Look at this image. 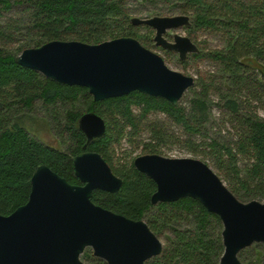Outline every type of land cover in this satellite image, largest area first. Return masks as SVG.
Instances as JSON below:
<instances>
[{
	"label": "trees",
	"instance_id": "obj_1",
	"mask_svg": "<svg viewBox=\"0 0 264 264\" xmlns=\"http://www.w3.org/2000/svg\"><path fill=\"white\" fill-rule=\"evenodd\" d=\"M177 1L182 2L181 13L191 14L188 31L210 29L220 32L225 40L223 48L204 54L199 48L198 53L188 56L208 57L217 73L194 81L189 88L188 110L138 91L96 102L86 87L62 84L17 64L16 57L23 49L51 40L91 44L123 36L139 40L140 27L152 34L150 27L131 23L125 0H0V9L19 4L29 11L28 24L23 26L29 32L27 38L14 42L12 37L21 26H0V214L8 215L28 201L31 178L40 164L80 184L73 158L83 151L86 137L78 128V120L94 111L105 118L107 130L88 149L99 152L123 184L118 193L95 190L92 200L131 219H143L157 236L169 227L173 238L145 264H218L223 252L220 231L215 232L216 226L221 227L218 216L189 197L151 204L155 183L134 168V159H116V150L123 141L134 143L144 129L148 131L147 140L140 139L144 154H161L170 135L162 123L147 119L149 113L161 112L188 133L184 146L194 153L202 151L200 154L210 160L216 174L239 200H264V116L258 114L264 111V0ZM149 35L140 42L144 47ZM15 43L17 46H11ZM212 86L219 90L216 103L226 109L232 140L200 142L193 138L208 117ZM39 99L50 113L59 146L33 136L22 116H17L20 111H32ZM239 159L245 163L240 165ZM189 219L191 227H173V223ZM96 262L107 264L100 258ZM257 262L262 264L259 258Z\"/></svg>",
	"mask_w": 264,
	"mask_h": 264
},
{
	"label": "water",
	"instance_id": "obj_2",
	"mask_svg": "<svg viewBox=\"0 0 264 264\" xmlns=\"http://www.w3.org/2000/svg\"><path fill=\"white\" fill-rule=\"evenodd\" d=\"M134 26L153 29L154 44L177 53L183 61L199 47L188 36L167 30L190 26L187 15L133 17ZM17 64L62 84L86 87L98 102L131 92L161 97L175 105L193 86L194 77L169 68L163 58L136 38L123 36L100 43L51 40L28 47ZM78 128L84 151L73 158V184L46 164L31 178L28 201L8 215L0 214V264H86L87 248L107 264H145L163 244L143 219H131L96 204L95 190L118 193L123 179L96 151H87L107 130L105 118L84 113ZM134 168L153 180V205L189 197L218 216L223 252L218 264H242L238 254L253 243H264V200L240 201L216 172L194 157L145 153L134 157Z\"/></svg>",
	"mask_w": 264,
	"mask_h": 264
},
{
	"label": "rangeland",
	"instance_id": "obj_3",
	"mask_svg": "<svg viewBox=\"0 0 264 264\" xmlns=\"http://www.w3.org/2000/svg\"><path fill=\"white\" fill-rule=\"evenodd\" d=\"M181 4L182 2L177 0H125V5L131 15V18L175 15L181 13ZM28 13L29 11H25L24 6L19 4H13L9 9H0V26H21V30L17 32L15 31L14 37H12L14 42L21 38L25 39L28 37L29 32L23 27L25 26L24 24H28ZM150 29L152 31V34L150 35L144 27L137 29V34H139L141 37L138 41H143V36L146 34L149 35L150 37L147 40L146 47L159 54L169 68L180 71L186 75H191L195 80L200 76L205 78L208 75H217L215 63L206 56L189 57L181 61L179 60L177 53L173 51H160L153 47L154 41L152 40V37L154 31L152 28ZM174 32L189 36L194 42L198 44L201 53L203 54L215 49L223 48L225 45L223 35L220 32L210 29H193L189 32L184 29L172 30L167 33V38L171 40V33ZM17 44L18 43H15L11 46L15 47ZM262 66L264 68V63ZM215 86L218 87V85ZM216 87L212 86L209 93V98L211 100L210 102H212V104L207 114L208 117L201 128V132L194 134L193 137L200 142H209L211 139H216L219 142H222L226 140H232L234 136L233 130L231 131V125L228 122V115L225 114L226 109L221 107V105H217L216 103L219 102L217 94L219 90ZM190 96L191 91L187 89L178 101V104L188 110ZM258 114L260 116H264V111L259 110ZM20 115L23 118V124L27 126L28 130L33 136L38 137L41 141L49 145L59 146L58 136L53 130V123L49 117L50 113L46 106H44L42 99H39L35 102L34 109L32 111H20L17 116L20 117ZM147 119L156 120L162 123L163 128L168 132V135H170L169 139L165 142L161 149V155L166 157L198 158L206 162L214 171L216 170L210 160L204 158L202 154H200L202 151H200L199 154L194 153L190 150L191 148L184 146L183 140L187 138L188 133H186L180 125L171 123L169 119L161 112H151L147 115ZM147 136L148 131L143 129L141 130L140 137L134 138V143L123 141L116 150V159L121 158L126 161L131 160V158L134 159V157L137 155L144 154L143 147L140 144V139L145 141L147 140ZM199 148L201 149L203 147ZM239 161L240 165L245 163L244 159H239ZM189 220H179L176 223H173V227H178L179 229L189 228L192 226L191 219ZM221 230L222 225L221 227L216 226L215 232L220 231L221 233ZM173 236L174 235L169 227H166L164 232L160 234L158 238L164 245L167 244L171 238H173ZM88 252L89 255H86L85 253ZM81 258L86 264H97L96 260L98 257L93 254L91 248L84 251ZM238 258L242 264H259V262H257V258L260 259V263L264 264V243H253L249 247L243 249L238 255Z\"/></svg>",
	"mask_w": 264,
	"mask_h": 264
},
{
	"label": "flooded vegetation",
	"instance_id": "obj_4",
	"mask_svg": "<svg viewBox=\"0 0 264 264\" xmlns=\"http://www.w3.org/2000/svg\"><path fill=\"white\" fill-rule=\"evenodd\" d=\"M175 15H187L188 17H189V21H190V26H182V27H180V28H178V29H184V30H186V31H188L189 30V28H191L192 26H191V22H192V17H191V14L190 13H178V14H175ZM170 16V15H169ZM178 29H174V30H178ZM169 31H172V30H167L166 31V33L164 34V37L168 40V41H170V42H172L173 41V35L176 33V32H174V33H171V37H172V39L170 40V39H168L167 38V33L169 32ZM189 32V31H188ZM186 36V35H185ZM189 37V36H188ZM190 38V37H189ZM191 39V38H190ZM192 40V39H191ZM193 41V40H192ZM194 42V41H193ZM195 44H197L196 42H194ZM197 46H198V44H197ZM153 47H155V48H157L158 50H160V51H172V50H167V49H163L162 47H160V46H157V45H153ZM174 52V51H173ZM176 53V52H175ZM192 54H194V53H192ZM190 54H188L187 55V58H188V56H189ZM91 143V142H90ZM87 151H93V150H89L88 149V147H87V149H86ZM83 151H84V149H83ZM82 151V152H83ZM82 152H80V153H82ZM79 153V154H80ZM78 155V154H77Z\"/></svg>",
	"mask_w": 264,
	"mask_h": 264
}]
</instances>
